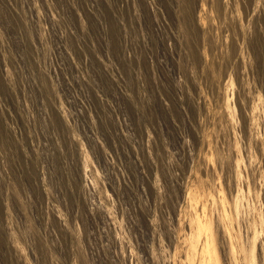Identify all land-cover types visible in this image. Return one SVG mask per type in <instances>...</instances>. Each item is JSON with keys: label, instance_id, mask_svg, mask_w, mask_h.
I'll use <instances>...</instances> for the list:
<instances>
[{"label": "rangeland", "instance_id": "374dc122", "mask_svg": "<svg viewBox=\"0 0 264 264\" xmlns=\"http://www.w3.org/2000/svg\"><path fill=\"white\" fill-rule=\"evenodd\" d=\"M0 264H264V0H0Z\"/></svg>", "mask_w": 264, "mask_h": 264}]
</instances>
